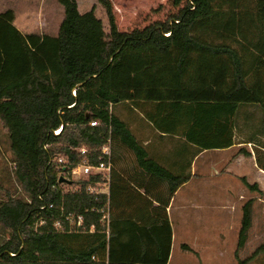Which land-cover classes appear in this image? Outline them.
Returning <instances> with one entry per match:
<instances>
[{"label":"trees","instance_id":"obj_1","mask_svg":"<svg viewBox=\"0 0 264 264\" xmlns=\"http://www.w3.org/2000/svg\"><path fill=\"white\" fill-rule=\"evenodd\" d=\"M58 1L64 18L57 35L24 34L13 9L0 13V117L24 193L0 199V264H168V201L156 207L160 222L119 220L114 167L109 193L99 194L87 186L105 182L102 174L74 180L70 169L104 160L109 138L112 153L121 143L142 162L146 150L112 111L131 103L151 104L148 118L158 129L178 128L205 148L234 141L243 144L238 154L252 156V143L264 170V151L257 147L264 136V0H173L178 12L131 31L119 29L112 0H98L109 32L95 6L82 13L77 0ZM92 120L100 123L91 126ZM62 165L65 181L58 175ZM146 168L173 178L152 161ZM183 181L171 184L170 195ZM253 203L242 206L237 264H250L264 251L263 243L244 259L238 253L248 240ZM72 215L84 218L78 230H72Z\"/></svg>","mask_w":264,"mask_h":264},{"label":"crops","instance_id":"obj_2","mask_svg":"<svg viewBox=\"0 0 264 264\" xmlns=\"http://www.w3.org/2000/svg\"><path fill=\"white\" fill-rule=\"evenodd\" d=\"M16 27L21 32L25 31V28ZM112 109L118 117L126 122L147 152L146 157L142 162H139L132 150L121 143L115 144L113 170L118 181L116 189L122 200L117 202L115 209L118 219L131 216L138 222H160L163 217L158 215L159 211L156 207L162 200L168 201L166 213L172 227V248L168 264H192L174 261L182 259L186 262L189 260V255L202 258L205 261L202 264H234V250L227 249L226 246L221 249L217 240H212V238L207 244L204 240L212 231L214 236L219 238L218 241L226 240V233L234 236V208L238 209V214L242 212V205L234 206V176L240 178L238 182H235L238 191H241L242 187H247L249 191L259 194L258 202L254 200L252 214L258 211V215L264 222V200L261 198V194L264 193V170L259 167L256 161L252 143L247 144V148L253 153L248 157L238 154L239 148L243 144H234V141L232 145L226 147L205 148L196 141L188 140L181 135L182 131L178 132V128L176 133L158 129L148 118V113L153 111L151 104L136 106L131 103H122L113 106ZM259 140L261 145H257V147L264 151V147H262L264 146V136ZM245 158L250 161L255 170H253L255 177L251 179L252 181L247 178L249 175L234 170V163L242 162ZM151 161L166 169L171 174L170 176H173L172 180L160 178L149 172L146 166ZM179 179H183V183L173 195H170L171 184ZM206 189L212 194H227L230 198L224 201L223 205L218 204L216 210L207 217L204 216L205 206L203 204V194ZM143 195L150 198L152 203L147 201ZM221 209L228 211L224 213ZM174 214L175 217L181 219V225L185 226L183 234L187 236L192 233L194 237L188 238V241L183 243L185 252L182 255L184 258L182 256L175 258ZM255 231L254 219L249 235L251 236ZM200 248H204V250L202 251ZM206 248H209L210 251H207ZM262 254L264 251L260 255ZM259 256L251 264H264V259L258 260ZM257 260L259 262L255 263Z\"/></svg>","mask_w":264,"mask_h":264},{"label":"rangeland","instance_id":"obj_3","mask_svg":"<svg viewBox=\"0 0 264 264\" xmlns=\"http://www.w3.org/2000/svg\"><path fill=\"white\" fill-rule=\"evenodd\" d=\"M77 2L79 10L82 13L89 11L95 6L96 15L103 20L105 31L109 32L110 25L106 11L98 0H77ZM112 2L117 25L120 30L124 31H131L134 28L141 29L156 21H164L169 16L178 12L180 9V6L174 5L173 0H112ZM63 8L64 7L58 0H0V11L13 9L15 12L14 24H16V26H20L23 29L25 28V31L22 32L24 34L35 32L40 34L45 33L57 35L60 23L64 18ZM260 115L261 113L258 112L255 115L256 119H258ZM12 161L13 153L11 151L10 141L8 138V127L0 117V199L7 193H16L20 195L24 194L23 189L18 183V180L14 174L15 165ZM234 170L243 172L244 175H249L247 178H250V180L255 177L253 176L255 173L254 167H252L250 161L247 158H245L242 162L234 163ZM238 179H240L238 176H234V206H243V204L249 200L250 197L254 198V200L258 202L257 197H260L258 193L252 192L251 190L250 192L249 188L247 187H242L241 191L237 190L235 182H238ZM102 187L105 189L104 185ZM66 188L69 187L66 186ZM74 188L75 187H73V189ZM261 198L264 200V193L261 194ZM227 199H230L228 198L227 194H212L206 189L203 194V204L205 206L204 216H210V214L216 210L218 204L220 206L223 205L224 201ZM221 211L225 213L228 210L221 209ZM258 213L259 212L257 211L253 214V220L255 219L256 223V231L251 234V236H248L246 245L239 250L238 253L240 259L250 256L258 246L264 243V222ZM175 216L176 215L174 214L173 220L176 237L174 236L173 246L176 256L175 258H177L180 256L183 257L182 254L185 252L183 249V243L188 241V238L191 239V237H194L192 236V233H189L187 236L183 234V229L185 226L181 225V219ZM225 216L227 215L225 214ZM241 219L242 212L241 214H238V209L234 208V236L226 233V240L218 241L219 238L214 236L212 231L208 234V236L206 235L207 237L204 240V242L207 244L210 242V238H212V240H217V244L221 247V249L225 248L226 246L227 249L229 248L230 250H234V264L238 263L235 253L238 245ZM261 223H263V225H260ZM0 233L5 232L0 228ZM200 249H202V251L204 250V248ZM206 250L210 251L209 248H206ZM189 256V260L186 262L182 259H175L174 261L192 264L205 263V261H203L202 258H199L198 256ZM260 256L258 260L264 259V254ZM258 260L255 263H258ZM217 262L221 263L220 261Z\"/></svg>","mask_w":264,"mask_h":264},{"label":"built area","instance_id":"obj_4","mask_svg":"<svg viewBox=\"0 0 264 264\" xmlns=\"http://www.w3.org/2000/svg\"><path fill=\"white\" fill-rule=\"evenodd\" d=\"M73 94H76V89H73ZM100 122L98 120H92L90 122L91 126H97ZM61 131V127L55 130V134H58ZM86 148H82L81 152L86 153ZM103 153L104 160H102L100 163H92L90 161H82L74 165L70 169V175L72 176V179L79 180V179H88L91 175L95 174H102L105 182H96V185H88L87 191L90 193H109V181H110V174L113 168V153H112V139L109 138L107 142L103 145L101 149ZM63 159H58L59 164H63ZM63 166V165H62ZM63 169L61 170V167H58L59 171V177L66 176L67 171L66 167L63 166ZM105 189H103V186ZM77 188V187H76ZM72 217V230H78V227L83 226L84 218L81 215L78 216H71ZM102 222L106 223L109 229V222H110V213L105 212L102 217ZM57 227H60V223H56ZM94 225L90 226L89 231L92 232L94 230Z\"/></svg>","mask_w":264,"mask_h":264},{"label":"water","instance_id":"obj_5","mask_svg":"<svg viewBox=\"0 0 264 264\" xmlns=\"http://www.w3.org/2000/svg\"><path fill=\"white\" fill-rule=\"evenodd\" d=\"M65 180H66V178L64 176L60 177V181H65Z\"/></svg>","mask_w":264,"mask_h":264}]
</instances>
